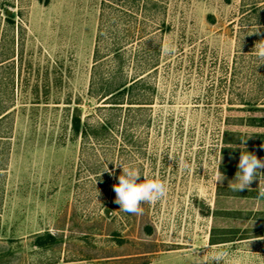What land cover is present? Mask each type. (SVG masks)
<instances>
[{
  "label": "rangeland",
  "instance_id": "rangeland-1",
  "mask_svg": "<svg viewBox=\"0 0 264 264\" xmlns=\"http://www.w3.org/2000/svg\"><path fill=\"white\" fill-rule=\"evenodd\" d=\"M260 40L264 0H0V264H186L258 234L264 179L229 182L264 159ZM116 162L167 195L119 210Z\"/></svg>",
  "mask_w": 264,
  "mask_h": 264
},
{
  "label": "clouds",
  "instance_id": "clouds-1",
  "mask_svg": "<svg viewBox=\"0 0 264 264\" xmlns=\"http://www.w3.org/2000/svg\"><path fill=\"white\" fill-rule=\"evenodd\" d=\"M260 26L251 34H259ZM163 50L166 53H173L174 47L170 44H165ZM253 52L257 58L264 60V40H260L255 44ZM247 139H241V143L245 144ZM117 167L122 168V173L118 177V183L113 185V191L116 194L115 203L120 206L121 211L139 215L142 214L143 203L153 204L167 195V187L165 183L157 178L148 179L142 174L139 167L125 166L122 163L116 162ZM184 168L189 165L185 163ZM238 171L235 174L233 181L229 182V187L233 191L243 192L251 189V184L257 179L260 181L264 179V159L258 158L255 154L248 151L240 154L239 163L237 165ZM217 182H222L225 177L217 170ZM143 176V181L140 180ZM257 198L264 199V187L257 188ZM227 253L223 250L216 249L210 252L205 259L197 260L195 264H227Z\"/></svg>",
  "mask_w": 264,
  "mask_h": 264
},
{
  "label": "crops",
  "instance_id": "crops-1",
  "mask_svg": "<svg viewBox=\"0 0 264 264\" xmlns=\"http://www.w3.org/2000/svg\"><path fill=\"white\" fill-rule=\"evenodd\" d=\"M259 227L258 234L242 238H232L224 242H213L212 250L220 249L227 253V264H264V225ZM236 245H235V244ZM220 244H224L222 248ZM235 245V246H233ZM209 253L199 258L184 260L186 264H195L197 260L205 259ZM162 260H152L149 264H162Z\"/></svg>",
  "mask_w": 264,
  "mask_h": 264
},
{
  "label": "trees",
  "instance_id": "trees-1",
  "mask_svg": "<svg viewBox=\"0 0 264 264\" xmlns=\"http://www.w3.org/2000/svg\"><path fill=\"white\" fill-rule=\"evenodd\" d=\"M136 82H133L131 84H129L128 82H124V83H120L114 87H102L100 89H102V95L104 98H106V100H112L114 99V101H110L109 103L111 104V106H109V110L117 107V108H121L122 105L124 104L123 102H121L120 99H122V97L124 96V94L130 90L133 85L135 84ZM108 110V109H107ZM72 125H73V128H74V131L76 133H79L81 135H84L85 137H88L90 135H94V136H97V131H95V129L89 125L88 123L86 122H82L81 120V117L78 116L77 114L74 115L72 117ZM108 128V124H107V121H103L101 124H100V130H107Z\"/></svg>",
  "mask_w": 264,
  "mask_h": 264
}]
</instances>
